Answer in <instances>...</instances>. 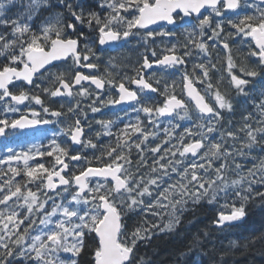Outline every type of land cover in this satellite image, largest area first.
Masks as SVG:
<instances>
[{"label":"snow or ice","instance_id":"6c2138e0","mask_svg":"<svg viewBox=\"0 0 264 264\" xmlns=\"http://www.w3.org/2000/svg\"><path fill=\"white\" fill-rule=\"evenodd\" d=\"M57 3L64 11L34 28L51 0H0V137L64 123L65 103L72 121L60 142L54 136L47 146L8 147L0 156V264H80L82 255L91 257L88 264H137L138 245L172 231L189 204H218L213 224L222 230L243 220L250 202L264 201V158L251 167L243 163L257 145L264 150V88L257 98L248 87L264 72V0H97L96 9L87 10L80 0ZM15 5L21 13L7 16ZM185 18L183 44L167 43L159 53L151 48V59L143 55L135 75L117 80L108 68L92 71L99 69L97 46L139 36L147 52L156 37L176 36ZM236 37L248 49L239 62L232 55ZM214 49L226 53L222 78L252 109L238 125L229 119L227 128L224 113L234 105L212 82ZM193 50L199 59H186ZM57 62L68 66L59 71ZM155 69L179 75L180 95L177 81L168 83ZM111 105H129L136 117L115 133V121L96 120L102 131L95 141L115 137L102 145L85 135L90 125L84 121L87 110ZM185 120L191 126L178 132L176 121ZM130 214L139 217L131 228ZM162 215L166 223L149 219Z\"/></svg>","mask_w":264,"mask_h":264},{"label":"trees","instance_id":"16d2710c","mask_svg":"<svg viewBox=\"0 0 264 264\" xmlns=\"http://www.w3.org/2000/svg\"><path fill=\"white\" fill-rule=\"evenodd\" d=\"M24 2L27 3L26 0ZM51 5V8H42L36 15L32 21L34 28L43 22L48 13L53 12L54 6L62 7L57 3V0H51ZM21 11V7L13 9L16 16ZM211 75L212 82L219 84L221 92L226 93L234 105L232 113H224L225 118L222 123L227 128L230 119L232 124L238 125L241 122L242 112L245 109L252 110L251 104L243 103L247 98L237 96L235 90L225 83L221 72L211 73ZM248 87L256 89L258 98L259 90L264 88V73L255 78ZM192 115L195 114L192 113ZM176 122L181 125V128L177 129L178 132L192 124V121L189 120ZM252 151L253 157L243 160L246 167H251L253 163L258 162L259 158H264V150L261 146L257 145ZM133 156L135 157V153ZM30 163H36V161H30ZM219 210L218 204L210 205L206 201H201L198 205L189 204L181 216L180 223L172 231L157 232L151 240L142 241L138 245L137 264H218L221 255L223 264H264V241L260 239L264 236V201L257 199L250 202L247 206V216L239 223L226 226L222 230L216 229L213 224ZM138 219L136 214H130L126 218L129 228L133 227ZM149 219H154L161 224L167 222V216L163 215L162 217H149ZM205 232L208 233V236L204 235ZM197 238L199 243L195 244L194 241ZM233 241L236 242L235 247H232ZM61 256L67 258L65 254H61ZM90 259L89 255H82L80 264H88Z\"/></svg>","mask_w":264,"mask_h":264},{"label":"flooded vegetation","instance_id":"af4514ba","mask_svg":"<svg viewBox=\"0 0 264 264\" xmlns=\"http://www.w3.org/2000/svg\"><path fill=\"white\" fill-rule=\"evenodd\" d=\"M80 2L84 5L85 9H96L97 6V0H80ZM13 9H15V6H13L10 10L7 11L6 15L9 17L14 16ZM54 13L63 12L64 9L59 6L53 7ZM249 13L253 12L254 9H247ZM15 17V16H14ZM190 18H185V21H178L177 25L175 26L174 30L177 32V35L174 37H156L155 43H150L149 50L146 52L145 47L142 44L141 38L139 36H133L129 37L128 41H120L114 45H106L103 47L97 46L95 49L97 52V55L99 57V60L97 63L99 64L98 70H92V71H98V74H104L105 69L108 68L110 71L113 72L116 79L119 80L121 77H123L125 74L132 76L135 75L134 67H139V62L142 61L143 55L147 54L149 55L151 59V48H156L157 52L159 53L160 49L164 47L167 43H176L179 42L181 45L184 41V36L186 33L184 32V24H186ZM155 27V26H154ZM168 28H173V26H167ZM85 32H88L89 30L87 28L83 29ZM233 31L230 29L227 25H225V32ZM93 35H95L93 33ZM239 40V37H236L235 40L232 42V55L234 59L239 62L240 60H244L247 58V45H242L240 43H237L236 41ZM240 46L242 50L234 51ZM2 59V58H0ZM186 59H192V60H198L199 57L196 55V50H193V56L191 58ZM212 62L216 64V69H214L211 73L214 71H221L223 68L226 67V53L222 52L220 49H214L212 50ZM255 58H249V62L253 61ZM70 63V62H69ZM61 66L59 68V71H63L68 65L62 63H59ZM112 65H115V67H112ZM189 71H191L190 63L188 64ZM259 70V69H258ZM53 71H57V69H54ZM81 71L88 72V69H81ZM152 71V70H150ZM157 72L158 77H163L164 80H167L168 83H171L173 80H175L176 76H169L167 73H164L160 69H155ZM171 71V70H170ZM264 73V72H262ZM176 81V80H175ZM133 89L135 88L134 85L131 86ZM178 90L181 93V87L179 84V80L177 82V86L175 89ZM113 97H118V93H116L113 90ZM149 95L156 97L157 94L150 93ZM160 98H163L162 96L157 97V101H159ZM79 99V98H77ZM46 104L48 101H45ZM90 101H83V104H87ZM51 107L54 109H59L60 105L58 103H52ZM37 110H39V106H36ZM124 109H127L125 111ZM66 115L61 118L62 121L65 123H71L72 121L69 119V116L71 114H67V103H65L64 108L62 109ZM87 117L88 119L84 121L85 125H90V127H85V135L87 136L89 133H91L92 138L95 141V132L96 131H102L101 126L96 123V120L100 119H111L115 121V124L112 127V131L115 133L119 129L123 128L124 123L127 122H134L136 113L131 110V106L129 105H111L107 107H102L101 111L98 113H92L90 110H87ZM82 120L83 115L80 117ZM119 118V119H118ZM54 119V118H50ZM74 119V118H73ZM11 130H9L10 132ZM115 137H108V136H102L99 141H95L99 144L106 145L110 142H113Z\"/></svg>","mask_w":264,"mask_h":264},{"label":"rangeland","instance_id":"374dc122","mask_svg":"<svg viewBox=\"0 0 264 264\" xmlns=\"http://www.w3.org/2000/svg\"><path fill=\"white\" fill-rule=\"evenodd\" d=\"M44 137V136H43ZM42 137V138H43ZM41 140V139H40ZM9 142V138H4V139H0V145H5V144H7ZM35 142V141H34ZM31 147L32 145L30 144V143H28L27 145H21V146H18V147H15L14 149L17 151V152H19V151H21V150H23V148L24 147ZM51 203V202H50ZM63 254V253H62ZM65 255H67V254H65Z\"/></svg>","mask_w":264,"mask_h":264},{"label":"water","instance_id":"95a60500","mask_svg":"<svg viewBox=\"0 0 264 264\" xmlns=\"http://www.w3.org/2000/svg\"><path fill=\"white\" fill-rule=\"evenodd\" d=\"M49 125H43V124H41V125H38L37 127H35V128H32V129H27L28 131H38V130H42V129H44V128H47ZM239 222V221H238ZM238 222H236V223H238Z\"/></svg>","mask_w":264,"mask_h":264}]
</instances>
